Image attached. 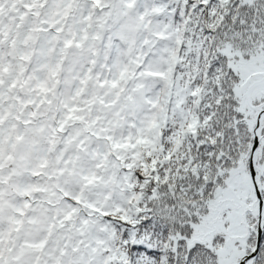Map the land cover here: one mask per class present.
I'll use <instances>...</instances> for the list:
<instances>
[{"label": "trees", "instance_id": "obj_1", "mask_svg": "<svg viewBox=\"0 0 264 264\" xmlns=\"http://www.w3.org/2000/svg\"><path fill=\"white\" fill-rule=\"evenodd\" d=\"M262 112L264 0H0V264H238Z\"/></svg>", "mask_w": 264, "mask_h": 264}, {"label": "water", "instance_id": "obj_2", "mask_svg": "<svg viewBox=\"0 0 264 264\" xmlns=\"http://www.w3.org/2000/svg\"><path fill=\"white\" fill-rule=\"evenodd\" d=\"M264 118V112H262L257 119L256 128L254 131V140L252 143L251 153H250V159H249V176L254 188L255 192V198L258 203V210H259V220H258V231H257V238H256V246L253 252L249 255L244 257L239 264H246L247 261L253 259L259 250L261 237H262V231H263V221H264V214H263V207L264 203L262 201L261 197V188L258 181V178L256 176L255 172V157L258 149V145L260 142V129H261V123ZM222 203V202H221Z\"/></svg>", "mask_w": 264, "mask_h": 264}, {"label": "rangeland", "instance_id": "obj_3", "mask_svg": "<svg viewBox=\"0 0 264 264\" xmlns=\"http://www.w3.org/2000/svg\"><path fill=\"white\" fill-rule=\"evenodd\" d=\"M237 70L240 72V74L243 77H245L246 75L248 77L252 73L259 72L253 59L240 60L237 66ZM233 180L238 185V181L236 180V177ZM231 221L236 232H241L239 229V222L236 214L232 215Z\"/></svg>", "mask_w": 264, "mask_h": 264}]
</instances>
